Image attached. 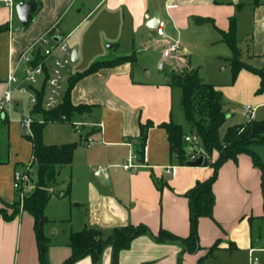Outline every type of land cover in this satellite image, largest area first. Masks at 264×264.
<instances>
[{
	"label": "crops",
	"instance_id": "obj_1",
	"mask_svg": "<svg viewBox=\"0 0 264 264\" xmlns=\"http://www.w3.org/2000/svg\"><path fill=\"white\" fill-rule=\"evenodd\" d=\"M12 1L18 4L25 0ZM36 1L39 8L24 27L16 9L0 0V26H7L0 30V97L10 71L19 67L21 53L55 24L67 41L73 39L70 46L77 52V61L83 59V66L75 67L71 77L96 61L132 56L124 63L84 76L71 89V103L89 107V111L76 114L84 122L81 127H88L83 143L86 146L81 147L79 142L72 164L65 166L69 167L66 186L55 197L58 179L45 208L49 220L44 227L50 240L48 264H64L72 254L71 233L84 228L109 233L114 228L144 224L152 233L163 228L187 236L190 211L184 194L198 181L209 178L213 169L203 164L180 165L166 130L160 126L170 121L182 123L178 119L179 111L183 112L182 92L170 84L171 70L187 66L195 69L190 36L213 32L222 42V32L229 31L231 19H235L242 61L264 69V0ZM156 16L164 36L157 28L147 27L148 19ZM198 18L210 21L201 25ZM177 39L184 56L159 69L157 62L167 42ZM224 43L228 50L219 52L217 59L227 62L231 50ZM226 71L225 66L220 71L215 69L218 75L209 83L223 93L229 124L264 119V92H257L260 77L242 69L233 80L231 69ZM19 103V99L14 100L13 109ZM246 106L253 109V115L246 112ZM147 123L152 126L141 156L140 127ZM21 131L20 121L14 127L10 119L7 124L0 123V142L9 144L8 161L0 165V208L17 199L14 172L32 157L31 142L22 139L23 150L16 145L22 144ZM79 147L83 152L77 153ZM255 152L263 169L255 166L249 155L242 154L219 170L213 185L214 218H201L198 225L199 252L183 253L180 244L157 243L150 235H140L130 249L120 252V264H200L214 252L237 255L234 262L230 258L229 264H249L251 256H260L264 264V146L255 147ZM216 156L214 153L213 160ZM128 162L133 167L125 169ZM100 167L104 170L96 175ZM54 203L56 208L52 207ZM65 221L69 226H64ZM34 225L33 215L23 209L10 221L0 214V264H40ZM216 241L218 248L209 253ZM75 264L93 263L87 256ZM100 264H112L111 247L103 252Z\"/></svg>",
	"mask_w": 264,
	"mask_h": 264
},
{
	"label": "trees",
	"instance_id": "obj_2",
	"mask_svg": "<svg viewBox=\"0 0 264 264\" xmlns=\"http://www.w3.org/2000/svg\"><path fill=\"white\" fill-rule=\"evenodd\" d=\"M30 1L36 4V10H38L37 1ZM209 21L206 18L197 19L201 25ZM6 27L0 26V30ZM222 40L231 50V57L227 60L230 64L232 79L235 80L242 69H248L260 77L261 85L257 92L263 93L264 69L254 68L242 61L236 37L235 19H231L229 31L222 32ZM131 57L96 61L83 72L71 77L62 103L54 110H46L43 107L45 85L40 91L36 90L37 103L31 110L33 116L32 134L28 135V139L32 143V163L27 181L22 188L25 192L22 209L34 217L40 264H48L47 249L50 245V240L44 233V227L49 222L45 215V208L54 193V187L58 184L61 169L72 164L74 152L79 144L73 142L48 145L43 140L44 127L49 122H69L75 114L83 113L85 110L89 111L88 106H75L71 103L70 92L75 83L101 68L119 65L130 60ZM38 59L37 57V61ZM171 71L170 84L181 89V107L190 133L185 134L183 127L173 121L162 123L160 126L166 130L171 151L177 156L180 165H187L191 161V156L195 155V159L203 156V166H210L213 169L209 178L198 181L184 194L188 200L190 211L189 234L183 237L163 228L157 233H152L150 228L144 224L114 228L109 233L97 228H84L71 233L69 245L72 254L64 264H75L87 256L91 258L93 264H100L102 254L107 247L112 249V264H120V252L130 249L133 240L140 235H150L157 243L180 244L183 253H197L201 250L198 232L199 221L201 218H214L216 198L213 185L221 167L230 160L236 161L239 155L246 154L252 158L255 166L263 169V163L255 152V147L264 146V119H253L244 124L231 126L221 139L219 129L227 120V114L223 109L222 91L214 85L204 82L199 71L189 66L174 68ZM39 117L42 118L43 122L38 120ZM8 122V116H3L0 119L2 124ZM151 126V123H147L140 127L139 153L141 156L144 153L147 131ZM189 134L198 136L202 151L189 148L185 141L186 135ZM196 151L197 153H195ZM214 153H217V156L213 160ZM8 157V142H0V165L7 163ZM158 187L162 189L160 184ZM3 205L0 208V214L6 221L13 220L21 210L18 198L12 203H4ZM218 245L219 241H216L209 248V253L218 248Z\"/></svg>",
	"mask_w": 264,
	"mask_h": 264
},
{
	"label": "built area",
	"instance_id": "obj_3",
	"mask_svg": "<svg viewBox=\"0 0 264 264\" xmlns=\"http://www.w3.org/2000/svg\"><path fill=\"white\" fill-rule=\"evenodd\" d=\"M5 4L12 9L16 5L12 0H5ZM18 4H23L19 2ZM157 32L160 36H164L162 26L157 27ZM57 36L58 39L55 37ZM71 50L67 43V37L60 34L57 25L50 27L46 33L34 41L18 58V66L10 71V74L5 82V88L0 97V119L3 116H9L14 106V94H28L31 97V103L35 106L37 103V92L45 85L43 107L46 110H54L62 103L63 99V72L66 65L71 61ZM183 51L180 41H168L165 49L162 52V58L158 63L159 69H164L167 65L172 64L175 59L183 57ZM37 57L39 58L37 61ZM245 110L250 115H253V109L246 106ZM33 116L24 117L20 124L22 130L28 134H32ZM82 124H77V131H81ZM185 141L193 143L201 147L200 140L197 135H186ZM202 149V147H201ZM195 155L191 156V161H194ZM30 160L24 167L15 170L13 175V187L19 191V198L22 201L23 207L24 194L23 186L27 181L30 171ZM133 165L128 162L125 164V169L132 168ZM104 168L100 167L95 174L98 175ZM249 264H260L257 257H250Z\"/></svg>",
	"mask_w": 264,
	"mask_h": 264
},
{
	"label": "rangeland",
	"instance_id": "obj_4",
	"mask_svg": "<svg viewBox=\"0 0 264 264\" xmlns=\"http://www.w3.org/2000/svg\"><path fill=\"white\" fill-rule=\"evenodd\" d=\"M69 31V30H68ZM212 32V31H211ZM214 33H209V35H205L201 33H196V35H192L190 36V44L189 47L192 48L194 50V54L191 57V61H192V65L195 67L196 70L199 71L200 77L201 79L206 82L209 83L213 77L216 76V74L218 75V72L214 73L213 71H215V69L218 71H220L224 66L226 67V73L229 72V68H230V64L227 62H225L224 60H218V56L217 54H219V52L223 51L224 48H226V50H228V47L225 45V43L221 40L220 38H217L215 35H213ZM73 40L72 38H69L67 43L69 45V48L71 51H73L75 48L70 46V41ZM240 41V39H239ZM229 52V51H228ZM215 53V57L214 54ZM214 56V58H213ZM162 58V57H161ZM160 58V60H161ZM159 60V61H160ZM157 62V66L158 63ZM79 67V66H83V59L82 60H78L76 62H69L66 65V68L64 69L63 72V93L65 92V90L69 87V79L71 78L72 75H74L75 73V67ZM168 66V65H167ZM166 66V67H167ZM179 68V67H178ZM14 100L19 99V107L17 109H13L11 110L10 114H9V119L10 122L12 124V126L14 127L15 123L20 121L28 116L31 115V109L34 107V105L31 103V97L28 94H19V93H15L13 96ZM178 119L182 122L181 125L184 129L185 134L190 133V129L188 127V125L186 124V120H185V116L184 113L182 111H179L178 114ZM38 120L40 122H43L42 118H38ZM80 117L78 115H74L71 120L69 122H49L46 124V126L44 127V133H43V140L46 143H60V144H64V143H68V142H77V143H82L80 146H86L84 145V139H85V130L88 127H81V131H77L76 130V125L77 124H84V122H81ZM230 121L229 119L226 120V122L220 127L219 129V136L222 139L224 137V135L226 134L227 130L229 129V127H231V125L229 124ZM86 125V123H85ZM234 126V125H232ZM20 140H21V145L19 142L16 143V145H18L19 148H21L23 150V140L30 142L28 139V134H26L24 131H21L20 133ZM190 144L191 148H196L197 151H202L201 147L198 145H195L193 143H188V145ZM81 147H79L78 152H83V150L81 149ZM190 148V149H191ZM197 151L195 153H197ZM83 156L80 155V157ZM63 172L59 177V185L56 188L55 191V197L58 198L57 194H60L59 191L60 189L64 188L68 182V170L69 167H64L63 168ZM18 193V192H17ZM19 193H18V200L20 202V208H21V203L22 201L19 198ZM59 198H61L59 196ZM68 198V197H67ZM24 201V200H23ZM52 201H50L51 204ZM54 206V208H56L58 205L56 203H54L52 205V207ZM70 215V214H69ZM75 216V215H74ZM69 221H65L64 226H69L68 223ZM63 224V223H61ZM63 226V227H64ZM230 255H222V253L219 252H214L211 255L207 256L203 262H201L200 264H229L230 263V258L233 262L236 260V256L237 255H233L235 257H229ZM260 259V264H262V258H260V256H258Z\"/></svg>",
	"mask_w": 264,
	"mask_h": 264
},
{
	"label": "water",
	"instance_id": "obj_5",
	"mask_svg": "<svg viewBox=\"0 0 264 264\" xmlns=\"http://www.w3.org/2000/svg\"><path fill=\"white\" fill-rule=\"evenodd\" d=\"M16 13L17 16L21 22V24L26 27L29 25L30 21L33 18V14L35 13L37 7L34 2H31L30 0H25L23 4H17L16 5ZM160 24V20L158 16L148 19L147 27L151 30H155ZM56 39H58L56 37ZM107 47H112L113 44H107ZM78 59L76 50L72 51L71 54V62H76ZM204 157L200 156L194 161H189L187 165L189 166H201L203 164Z\"/></svg>",
	"mask_w": 264,
	"mask_h": 264
}]
</instances>
